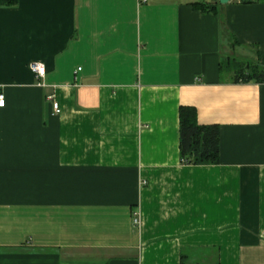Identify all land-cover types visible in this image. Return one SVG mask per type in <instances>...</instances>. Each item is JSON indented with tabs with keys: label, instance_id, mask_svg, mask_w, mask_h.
<instances>
[{
	"label": "crops",
	"instance_id": "0c3cea01",
	"mask_svg": "<svg viewBox=\"0 0 264 264\" xmlns=\"http://www.w3.org/2000/svg\"><path fill=\"white\" fill-rule=\"evenodd\" d=\"M216 1L0 2V264H264V84L231 64L264 66V0ZM182 106L219 164L182 162Z\"/></svg>",
	"mask_w": 264,
	"mask_h": 264
},
{
	"label": "trees",
	"instance_id": "16d2710c",
	"mask_svg": "<svg viewBox=\"0 0 264 264\" xmlns=\"http://www.w3.org/2000/svg\"><path fill=\"white\" fill-rule=\"evenodd\" d=\"M0 2L3 6L12 7L17 5L19 0H0ZM219 6L221 5L217 1L216 3L199 2L193 4L196 10L213 15L219 14ZM231 60L235 62V59ZM235 72V82L253 81L264 84V66L260 64L241 62L235 66ZM180 155L184 164L216 165L220 163L219 126L199 125L197 112L192 107L182 106L180 108Z\"/></svg>",
	"mask_w": 264,
	"mask_h": 264
},
{
	"label": "built area",
	"instance_id": "2783aa9c",
	"mask_svg": "<svg viewBox=\"0 0 264 264\" xmlns=\"http://www.w3.org/2000/svg\"><path fill=\"white\" fill-rule=\"evenodd\" d=\"M150 0H138V2L140 4H145L148 3ZM31 70L32 72L38 77V78H44L46 75V68L43 64H32L31 66ZM50 100H54V97H49ZM6 105V99L3 93L0 92V108H4ZM53 109L55 114H60L61 109L60 106L58 104V102H56L54 100L53 102ZM135 225H138L140 223V218L137 217L134 220Z\"/></svg>",
	"mask_w": 264,
	"mask_h": 264
},
{
	"label": "water",
	"instance_id": "95a60500",
	"mask_svg": "<svg viewBox=\"0 0 264 264\" xmlns=\"http://www.w3.org/2000/svg\"><path fill=\"white\" fill-rule=\"evenodd\" d=\"M233 0H218L219 4L220 5H227L229 4L230 2H232Z\"/></svg>",
	"mask_w": 264,
	"mask_h": 264
},
{
	"label": "rangeland",
	"instance_id": "374dc122",
	"mask_svg": "<svg viewBox=\"0 0 264 264\" xmlns=\"http://www.w3.org/2000/svg\"><path fill=\"white\" fill-rule=\"evenodd\" d=\"M241 61L239 59L235 60V62H232V64H235V66L239 65Z\"/></svg>",
	"mask_w": 264,
	"mask_h": 264
}]
</instances>
